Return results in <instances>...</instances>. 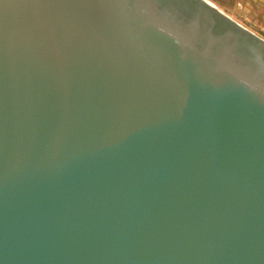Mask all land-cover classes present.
<instances>
[{"label": "water", "instance_id": "95a60500", "mask_svg": "<svg viewBox=\"0 0 264 264\" xmlns=\"http://www.w3.org/2000/svg\"><path fill=\"white\" fill-rule=\"evenodd\" d=\"M0 264H264V38L207 0H0Z\"/></svg>", "mask_w": 264, "mask_h": 264}, {"label": "crops", "instance_id": "0c3cea01", "mask_svg": "<svg viewBox=\"0 0 264 264\" xmlns=\"http://www.w3.org/2000/svg\"><path fill=\"white\" fill-rule=\"evenodd\" d=\"M239 24L264 38V0H207Z\"/></svg>", "mask_w": 264, "mask_h": 264}]
</instances>
